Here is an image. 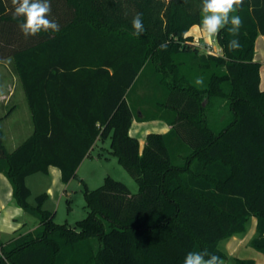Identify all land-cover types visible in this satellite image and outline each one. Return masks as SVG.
<instances>
[{
    "label": "trees",
    "instance_id": "obj_1",
    "mask_svg": "<svg viewBox=\"0 0 264 264\" xmlns=\"http://www.w3.org/2000/svg\"><path fill=\"white\" fill-rule=\"evenodd\" d=\"M13 8L0 0V60L13 57L33 132L9 151L0 117V172L39 226L1 243L0 264H183L187 253L205 250L223 261L220 242L244 232L252 216L250 243L264 254V90L254 57L264 0H244L232 13L243 26L238 37L231 25L216 35L221 54L201 51L188 33L202 19L201 0H51L48 18L59 31L25 40L14 35L21 21ZM137 13L140 36L131 24ZM234 38L240 47L230 50ZM144 72L167 97L159 116H137L171 129L149 133L141 150L129 132L136 114L128 93ZM108 137L138 192L106 176L85 190L89 212L75 227L43 208L46 193L30 202L29 175L56 166L68 183Z\"/></svg>",
    "mask_w": 264,
    "mask_h": 264
},
{
    "label": "rangeland",
    "instance_id": "obj_2",
    "mask_svg": "<svg viewBox=\"0 0 264 264\" xmlns=\"http://www.w3.org/2000/svg\"><path fill=\"white\" fill-rule=\"evenodd\" d=\"M188 33L192 35L198 44L207 42L212 43L214 46H219L216 35L209 37L204 33L200 24H194L190 27ZM204 44L199 45L200 50ZM202 51V50H201ZM10 67H14L12 60L6 59L4 63L0 64V87L4 90L10 86L14 79L10 72ZM15 68V67H14ZM149 75L144 72L137 79L133 88L128 93V101L132 106L136 115L141 111L147 114V116L160 115L163 111L161 109L162 102L166 99V89L163 85H160L157 80L148 79ZM171 80V75L168 78ZM21 85V83H20ZM11 107V104L8 108ZM141 110V111H140ZM217 114L216 110L209 111V118ZM230 114L227 109L225 115ZM135 123L131 129V135H134L139 139L140 145L145 141L146 135L149 132H163L165 123L155 121H134ZM4 143L9 151H12L23 142L32 132L33 123L28 121L27 117L23 112L21 105L19 110L13 114V116L1 123ZM110 137L104 139L100 145L94 148L92 156H90L80 167L77 177L74 179V183L71 184L69 189L62 195L59 200L50 203L53 211L56 212L55 221L57 223H67L68 225L75 227L78 220L83 219L87 216L89 208L85 197V190L95 189L101 186L106 176L110 175L118 180L123 181L128 185L133 193L138 192V184L134 177L119 163L116 156L112 155L110 150ZM102 152L103 156L98 155ZM81 165V164H80ZM42 175L43 173H38ZM36 191V190H35ZM31 203L35 204V194L30 198ZM28 218V227L34 225L38 220L37 217L26 213ZM254 216L250 217L246 224V230L242 233L236 234L238 238L248 239L247 242L241 245L239 252L233 254L229 251L228 244L232 238L223 240L219 247L227 253V258L223 260V264H235V258L239 257H258L263 256L262 252L255 249L251 243V237H254L257 232L255 228Z\"/></svg>",
    "mask_w": 264,
    "mask_h": 264
},
{
    "label": "crops",
    "instance_id": "obj_3",
    "mask_svg": "<svg viewBox=\"0 0 264 264\" xmlns=\"http://www.w3.org/2000/svg\"><path fill=\"white\" fill-rule=\"evenodd\" d=\"M14 35L16 38H20L24 40L27 39V37H25L22 34V32H16ZM206 43L207 42H204L201 44H206ZM201 44H198V45H201ZM217 47H220V46H217ZM201 49L202 51H205L203 48ZM254 57H255V60L259 61L261 65L260 66V87L261 89L264 90V35L263 34H260L256 39ZM6 59H10L13 62V57H8ZM6 59L0 60V64L4 63V60ZM14 67L9 66L10 72L12 73V77L14 79L13 83L10 86H8L6 90L0 87V117H2L1 123L2 121L11 118L13 114L19 110V106L21 105L25 116L30 122V127H31V123H33L32 112L28 104V100L26 97V93H25L22 81L20 80V77ZM10 104H11V107L8 108ZM135 120L136 121L139 120L137 115L134 116L129 132H131V129H132L133 124L135 123L134 122ZM139 121L141 122V120ZM144 121H151V120H144ZM152 121H155V122L157 121L159 123L163 122L167 125L165 126L163 132H156V133H166L171 129V125H169L167 122H165L162 119H152ZM149 133H152V132H149ZM147 135H146V138H147ZM146 138H145V141L141 143L140 145L141 150L143 149L146 143ZM102 141L103 140H98L95 143L90 154L87 157H85L80 167L90 156H92L93 154L92 152L94 148L100 145ZM109 152L111 153V148ZM98 155L103 156L101 151L99 152ZM78 171H77V174H78ZM38 173H43V174L40 175ZM38 173L31 174L26 178V183L28 184L32 192L31 197L32 195L35 194V198H36L37 195L46 193L47 199L43 204V208L53 211L52 205L50 203H53L54 201L59 200L62 197V195L69 189L71 184L74 183L73 181L75 178H72L68 183H64L62 180L61 171L56 166H50L48 172L46 173L44 172H38ZM26 213H29V212L25 211V209L18 203L16 197L13 194V186L9 178L4 173L0 172V244L8 242L14 237L20 234L27 233L39 226V220H37L34 223V225H32L31 227H28V218L26 216L27 215ZM256 221L257 220H255V228H256ZM230 238H232V240L228 244V247H229V251L233 254L239 252V248L241 247V245L248 241L247 238L246 239L238 238L236 235ZM252 238L253 237H251V239ZM251 239H250V242H251ZM0 254H1V246H0ZM241 258H247V257H241ZM250 258L254 259L256 261V264H264V254L263 256L250 257Z\"/></svg>",
    "mask_w": 264,
    "mask_h": 264
},
{
    "label": "clouds",
    "instance_id": "obj_4",
    "mask_svg": "<svg viewBox=\"0 0 264 264\" xmlns=\"http://www.w3.org/2000/svg\"><path fill=\"white\" fill-rule=\"evenodd\" d=\"M243 3L244 0H201V30L207 36L212 37L217 35L221 29L231 25L227 28L228 32L234 37H238L243 20L239 15H232V13L236 12ZM11 4L14 6L13 19L21 21L18 27L25 37L36 36L41 31H59V24L48 18L51 13V0H11ZM131 24L136 36L145 32L142 14L137 13ZM166 47V42L161 44L162 49ZM239 47L238 39L234 38L228 43L230 50H236ZM195 83L201 85L203 79L197 78ZM183 264H223V261L219 256L205 250L187 253Z\"/></svg>",
    "mask_w": 264,
    "mask_h": 264
},
{
    "label": "built area",
    "instance_id": "obj_5",
    "mask_svg": "<svg viewBox=\"0 0 264 264\" xmlns=\"http://www.w3.org/2000/svg\"><path fill=\"white\" fill-rule=\"evenodd\" d=\"M204 47H202L206 52H213L216 54H221L222 49L221 47H216L214 45H212V43H206L203 45Z\"/></svg>",
    "mask_w": 264,
    "mask_h": 264
}]
</instances>
